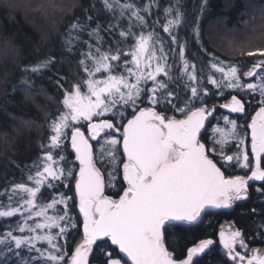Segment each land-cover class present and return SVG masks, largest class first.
Masks as SVG:
<instances>
[{
	"label": "snow or ice",
	"instance_id": "obj_1",
	"mask_svg": "<svg viewBox=\"0 0 264 264\" xmlns=\"http://www.w3.org/2000/svg\"><path fill=\"white\" fill-rule=\"evenodd\" d=\"M102 3L114 22L88 30L89 16L85 24L77 19L70 25L63 44L68 52L74 41L86 46L77 62L83 78L65 80L67 88L60 83L63 77L56 81L62 110L47 122L43 154L24 182L0 193L6 197L0 200V218H15L0 233V264H90L94 246L101 254L98 264H202L200 257L214 242L200 240L178 259L166 246L169 230L197 223L206 209L232 208L248 199L249 181L264 182V47L238 50L240 56L258 57L250 65L244 62L246 71L208 53L199 25L208 0H202L191 35L210 59L198 71L186 55L188 41L180 36L188 26L183 0L164 7L160 0ZM154 10L162 12L163 23L159 14L153 19ZM85 31L89 41L80 40ZM102 31H118L127 49L104 50ZM12 52L6 47V55ZM55 62L47 57L23 71L40 73ZM33 84L19 81L24 91ZM170 84L180 86L182 98ZM17 88L13 85L12 91ZM225 93L229 102L219 107L229 115L217 118L212 98ZM240 93L259 97V109L246 128L230 118L246 112ZM145 102L148 106L142 107ZM69 147L78 165L64 154ZM232 147L236 151L228 154ZM226 167L250 175L226 176ZM106 178L107 187L120 183L118 198L105 193ZM70 181L83 217V238L71 252L67 237L77 224L69 212L72 197L60 191ZM257 191L264 196V185ZM220 239L235 264H264V251L249 249L241 230L228 225Z\"/></svg>",
	"mask_w": 264,
	"mask_h": 264
},
{
	"label": "trees",
	"instance_id": "obj_2",
	"mask_svg": "<svg viewBox=\"0 0 264 264\" xmlns=\"http://www.w3.org/2000/svg\"><path fill=\"white\" fill-rule=\"evenodd\" d=\"M173 2L174 0H160V5L164 7ZM201 2L202 0H183L188 26L180 32V36L188 41V47L191 49L186 55L196 63L198 71L210 59L208 55L198 51V46L191 35L192 25L196 23L200 13ZM50 4L55 7H49ZM93 5H95L94 9ZM262 13H264V0H208L207 9L202 16H199L201 37L207 52L222 61L239 65L244 71L247 70V66L258 57L240 56L238 52L231 53L227 40L221 43L220 40L223 36L229 35L231 37L229 40L235 43L232 47L240 45L245 49L251 45L253 47L250 48H256L257 43L264 42ZM157 14L160 15L163 23V15L159 10H154L153 19ZM89 16L92 17L91 21H87ZM77 19L81 24L87 21L88 30L95 28L97 24L106 28L108 24L114 22V18L104 9L102 0H0V193L12 184L24 182L30 166L43 154L40 145L46 143L45 138L49 135L47 122L62 110L61 90L56 81L63 77L60 83L67 88L69 85L65 80L80 82L83 78L77 62L81 58L80 52L87 50L86 46L74 41L75 47L72 52H68L63 44L70 25ZM124 26L125 22L122 21L120 27ZM213 27L220 31L219 34L212 29ZM157 31L167 39V34L163 33L159 26ZM101 36L104 50L109 46L113 51L117 46L127 48L120 42L118 31H102ZM80 40L89 41L87 31L81 34ZM91 42L95 43V40ZM6 47L11 48L13 52L6 55ZM47 57H55L56 61L47 70L36 74L24 73L25 67L35 65ZM245 61L248 65H245ZM175 72L176 70L173 69L174 75ZM24 78L34 81L28 91L22 90L24 86L19 85V81ZM13 85H18L15 92L12 91ZM169 87L180 93L182 98L179 85L170 84ZM239 96L246 101L249 117L248 119L245 116L232 118L236 119L242 128H246L249 118L259 108V97L244 93H240ZM227 98L229 96L225 93L223 97H213L212 103L219 104ZM141 106L148 105L145 102ZM158 110L162 111L163 108L158 107ZM168 114L181 116L178 112H168ZM213 115L219 118L224 112L218 106ZM210 120L213 125L216 124L215 119ZM93 145L95 148V142ZM233 150L236 149L230 148L228 154H232ZM65 155L68 156L70 163L78 165L70 147ZM75 171L78 172V167ZM262 185L264 183L251 184L248 189V199L240 201L231 210H217L210 214L209 218L201 219L195 224H185L180 229H170L171 235L166 236V246L169 251L174 257L182 259L185 258L187 248L193 247L200 240L211 239L214 242L211 251L200 257L202 264H235L226 255V250L218 236L220 228L226 222H233L244 233L249 249L264 247V229L261 228V225H264V196L257 191ZM74 187V181H70L67 187L60 189L61 192L72 197L69 201V212L77 224L67 237L70 252L74 251L75 245L83 238V217L79 214ZM119 187L120 183L116 184V188L107 187L106 178L107 195L118 197L116 193ZM3 199L6 197L0 196V200ZM252 209H255V212ZM14 223L15 218H0V233L7 231L8 225ZM114 247L111 246L108 250L112 251ZM99 255L101 254L94 246V254L89 258L90 264H98L96 257Z\"/></svg>",
	"mask_w": 264,
	"mask_h": 264
},
{
	"label": "flooded vegetation",
	"instance_id": "obj_3",
	"mask_svg": "<svg viewBox=\"0 0 264 264\" xmlns=\"http://www.w3.org/2000/svg\"><path fill=\"white\" fill-rule=\"evenodd\" d=\"M233 94H236V93H233ZM239 98H241V99H243L242 97H240L239 96ZM228 99V98H227ZM226 99V100H227ZM225 102V100L224 101H222L221 103H219L218 104V106L220 105V104H223ZM245 108H246V112L244 113V114H235V113H232V114H230V117L232 118V117H237V116H242V117H246V119H248V108H247V104H245ZM222 109V108H221ZM223 110V112H224V115H229V111L227 110V109H222ZM257 111V110H256ZM255 111V112H256ZM255 112H254V114L252 115V116H254L255 115ZM209 119H211V117L209 118ZM250 119L251 118H249V121H248V123H250ZM250 131V130H249ZM236 150H233V152H235ZM251 154V153H250ZM250 160H253L254 158L252 157V155H250ZM222 171H224L225 172V175L226 176H234V175H240V176H244V175H250V171H247V170H244V169H241V168H239V167H226V168H222ZM261 183H264V182H261V181H254V180H252V181H249V186H251V184H261ZM249 189V188H248ZM248 194H249V190H248ZM240 202V201H239ZM219 211V210H229V208H222V209H216V208H209V209H206L205 210V213L204 214H202V216H201V219H206V218H209V215L210 214H212L213 212H216V211ZM200 219V220H201ZM218 236H219V233H218ZM219 240H220V238H219ZM213 241V240H212ZM220 242H221V240H220ZM222 243V242H221Z\"/></svg>",
	"mask_w": 264,
	"mask_h": 264
},
{
	"label": "rangeland",
	"instance_id": "obj_4",
	"mask_svg": "<svg viewBox=\"0 0 264 264\" xmlns=\"http://www.w3.org/2000/svg\"><path fill=\"white\" fill-rule=\"evenodd\" d=\"M214 31H216V33H218L219 34V30L215 27H213L212 28ZM248 34H250V33H248ZM225 35V34H224ZM229 35H225V36H223L222 38H221V40H220V43L223 41V40H227L226 42L227 43H229L230 44V47H231V53H237L238 52V50L239 49H241V48H243V47H241L240 45L238 46V44H236L238 47H232L235 43H232V41H230L229 40ZM231 38V37H230ZM262 42V41H261ZM261 42H259V43H257L256 44V46L258 47V46H263L264 47V42L263 43H261ZM221 46V45H220ZM229 46V45H228ZM222 47V46H221ZM250 47H253V46H251V45H249V47H247V48H245V50H247V49H249ZM127 49V48H126ZM125 49V50H126ZM244 49V48H243ZM246 71V70H245ZM245 80H247L248 78L247 77H245L244 78ZM229 99H230V97L226 100L225 99V102L224 103H227V102H229ZM215 105L218 107V103H215ZM259 109V108H258ZM258 109H257V111H258ZM168 115H173V114H168ZM174 115H176V114H174ZM177 116V118H182L181 116H178V115H176ZM231 118V117H230ZM232 119H234V118H232ZM46 141V140H45ZM65 154V153H64ZM250 155L251 154H249V157H250ZM106 193V192H105ZM113 198H118V197H113ZM237 203H239V201H237V202H235V204L233 205V207L237 204ZM232 207V208H233ZM232 208H229V210H231ZM228 225H232L234 228H237V226H235V224L233 223V222H226V224L225 225H223L222 226V228H226ZM222 228H220V230H219V238H220V232H221V229ZM237 229H239V228H237ZM221 240V239H220ZM195 246V245H194ZM251 249H260L261 251H264V247H252ZM238 250H240V251H243V250H241V249H238ZM249 255H250V252H249Z\"/></svg>",
	"mask_w": 264,
	"mask_h": 264
}]
</instances>
